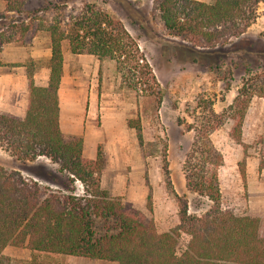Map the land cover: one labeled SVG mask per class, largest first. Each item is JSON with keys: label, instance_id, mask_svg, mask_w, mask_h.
<instances>
[{"label": "trees", "instance_id": "1", "mask_svg": "<svg viewBox=\"0 0 264 264\" xmlns=\"http://www.w3.org/2000/svg\"><path fill=\"white\" fill-rule=\"evenodd\" d=\"M6 11L19 12L26 0H1ZM154 9L168 34L199 46L214 49L243 35L258 18L264 19V0H152ZM34 14H49L42 30L50 38L51 56L47 63L48 82L35 85L27 72L28 100L24 117L0 111V149L18 161L34 162L46 158L68 176L69 184L78 181L84 195L62 194L24 178L19 172L0 167V260L7 246L26 248L33 255L75 257L116 264H264V236L260 220L222 211L218 173L223 155L211 135L224 124L213 104L197 108L187 129L194 131L190 150L183 163L188 191L211 202L202 216L188 214L187 203L174 194L179 224L158 233L130 203L111 198L100 187L105 160L101 147L94 159L83 157V141L65 137L59 125V97L63 74V47L72 55H90L100 63L112 62L121 86L138 97H153L161 102V89L152 68L137 42L118 19L93 5L67 10L51 4ZM31 26V25H30ZM29 25L20 23L14 30L24 36ZM6 36V37H5ZM264 38V31L261 33ZM15 39L0 34V43ZM253 97L264 100V73L242 83L228 107L233 121L230 137L241 143L242 123ZM207 110L205 111V109ZM207 113V116L205 112ZM181 124V121L179 122ZM136 131L141 157L154 146L144 142L139 119L128 121ZM162 170L167 176L163 155ZM244 161L238 168L244 181ZM148 196V209L150 208ZM181 235L188 237L183 252L177 253Z\"/></svg>", "mask_w": 264, "mask_h": 264}, {"label": "rangeland", "instance_id": "2", "mask_svg": "<svg viewBox=\"0 0 264 264\" xmlns=\"http://www.w3.org/2000/svg\"><path fill=\"white\" fill-rule=\"evenodd\" d=\"M195 1L209 3L212 0ZM51 4L65 5L67 10L93 5L121 21L136 40L161 89L160 103L153 97H138L121 86L112 62L100 63L90 55H72L67 47H63L61 103L67 108L69 98L74 96L76 104L80 100V115L74 122L62 121L63 131L74 135L61 132L65 137L82 139L85 159H94L97 147H101L105 160L101 189L111 198L130 203L153 222L158 233H166L179 224L174 194L186 201L189 215H204L211 202L186 189L183 163L195 135L187 127L193 124L194 117L202 116L197 104L202 107L213 104L215 113L225 119L220 129L211 135L224 160L218 173L221 209L236 216L247 214L246 188L238 165L242 161L246 163V158L252 157L254 152L264 150V108L255 112L247 110L248 116H256L260 130V135L251 143L246 128L240 144L230 137L233 121L227 117L231 115L228 107L242 83L264 73V38L261 36L264 19L258 18L243 35L228 43L203 49L168 34L152 0H26L17 5L19 12L6 11L7 3L0 0V34L15 39L10 44L0 43V74L22 65L26 68L27 78L28 71L34 74L47 68L50 57L31 59L30 55L35 49L50 48L49 35L42 30L45 22L40 18H48L49 14L43 16L34 12ZM263 8L260 6L259 11ZM20 23L30 27L24 36L13 29ZM252 102L263 103V100L253 97ZM0 103L5 105L0 109L2 112H15L13 115L21 112L20 98L13 101V105L7 99ZM4 108L12 110L3 111ZM137 119L144 142L154 145L148 152L155 156L145 160L141 157L136 131L128 127V121ZM164 153L167 176L162 170ZM0 167L19 172L24 178L52 191L71 192L78 197L84 195L80 182L69 184L68 176L60 173L58 166L46 158L34 162L18 161L0 149ZM148 196L151 199L149 209ZM187 243L188 237L181 235L178 254L184 251ZM81 259L93 263L69 256L33 255L26 248L7 246L0 264H82Z\"/></svg>", "mask_w": 264, "mask_h": 264}, {"label": "crops", "instance_id": "3", "mask_svg": "<svg viewBox=\"0 0 264 264\" xmlns=\"http://www.w3.org/2000/svg\"><path fill=\"white\" fill-rule=\"evenodd\" d=\"M0 7H2L0 5ZM4 56H7L4 53ZM50 57V48L49 46L42 51L35 49L33 53H31V59H48ZM10 62V61H9ZM17 66V65H16ZM26 68L24 66H17L12 68L10 72L6 74H0V100L3 99L10 100L11 105H13V101L18 100L19 98L22 101L21 112L18 115L20 117H24L27 107V99H28V80L26 78ZM64 72V71H63ZM49 70L43 67L41 70L33 74V80L35 85L44 87L48 82ZM63 77L61 79L60 88L58 91L59 97V123L61 127V131L63 133H67L68 135H74L73 132H66L62 129V121L65 119H69L71 122L76 121L77 117L80 115V107L78 100L77 104L73 100L74 96L69 98V104L67 108L62 105L61 97H62V83ZM80 98V96H79ZM261 99V98H257ZM263 100V99H261ZM251 103V102H250ZM5 107L4 104L0 103V109ZM249 111L255 112L256 110H260V108H264V100L263 103H251L248 107ZM67 109V110H66ZM3 111H10L12 109H2ZM13 112V111H12ZM15 112H13L14 114ZM247 113V112H246ZM256 116L252 118L245 115L242 130L244 133L241 134V140L245 137V128L247 129L248 142L254 141L258 135H260V130L258 128V123L256 121ZM84 154V152H83ZM92 158V157H87ZM245 188H246V205L247 214L242 216H249L252 218H258L260 220V229L259 232L264 236V150L262 153L254 152L252 157L246 158L245 163ZM221 192V191H220ZM80 260V258H78ZM84 259V258H83ZM82 260V259H81ZM89 260V259H88ZM93 263L90 264H116L109 263L104 261H96L92 260ZM80 262V261H79ZM82 264H88L84 260H82Z\"/></svg>", "mask_w": 264, "mask_h": 264}]
</instances>
